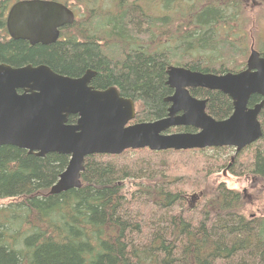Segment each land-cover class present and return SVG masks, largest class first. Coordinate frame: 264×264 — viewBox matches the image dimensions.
Instances as JSON below:
<instances>
[{
    "label": "trees",
    "instance_id": "obj_1",
    "mask_svg": "<svg viewBox=\"0 0 264 264\" xmlns=\"http://www.w3.org/2000/svg\"><path fill=\"white\" fill-rule=\"evenodd\" d=\"M15 1L0 0V63L46 64L71 77L94 70L96 89L115 86L134 100L132 123L167 115L171 64L217 74L245 69L250 9L264 4L118 0L115 9L112 0L114 8L103 10L104 0H60L87 15L62 27L55 43L31 45L8 34L6 15ZM190 91L208 99L207 111L216 119L234 110L220 90ZM262 99L253 95L249 105ZM77 119L72 115L69 122ZM259 120L263 136L233 155L231 147L89 155L82 186L58 194L49 191L69 155L41 157L0 145V264H264V211L247 214L253 201L242 191L225 182L208 184L227 168L250 176V188L264 194V108ZM128 179L141 181L130 196Z\"/></svg>",
    "mask_w": 264,
    "mask_h": 264
},
{
    "label": "water",
    "instance_id": "obj_2",
    "mask_svg": "<svg viewBox=\"0 0 264 264\" xmlns=\"http://www.w3.org/2000/svg\"><path fill=\"white\" fill-rule=\"evenodd\" d=\"M75 21L74 11L59 0H17L6 16L8 34L31 45L53 44L60 28ZM94 70L71 77L46 64L12 66L0 63V145H13L45 157L69 155L67 167L49 193L82 186L85 159L92 154H121L148 148L190 150L233 147L236 152L263 136L259 115L264 108V51L250 47L246 68L217 74L169 65L166 84L174 91L165 117L135 122L136 104L115 86L96 89ZM220 90L234 106L232 114L216 119L207 111V98L192 88ZM263 99L250 106L253 95ZM77 115L76 123L69 117ZM193 127L196 131H174ZM227 172V170H225ZM196 194H193L194 198Z\"/></svg>",
    "mask_w": 264,
    "mask_h": 264
},
{
    "label": "rangeland",
    "instance_id": "obj_3",
    "mask_svg": "<svg viewBox=\"0 0 264 264\" xmlns=\"http://www.w3.org/2000/svg\"><path fill=\"white\" fill-rule=\"evenodd\" d=\"M113 1L112 0H104L102 1L101 5L104 6L107 10L113 9ZM117 3L118 0L115 1V9H117ZM253 4V2H251ZM79 12L78 14L82 15V11L79 10L78 6L76 8ZM154 9L159 11L162 9L159 5V3H156V7ZM251 15L254 18L253 22L246 25V29L249 34V40H250V47L251 44L254 42L255 48L260 50L264 46V4L259 5L255 8H251ZM84 16H86V12L83 13ZM232 149L229 150V154L233 155L235 153V148L231 147ZM210 153H213V150H209ZM224 170L215 173L212 175L209 179V185H217L220 182H225L227 186L235 189H239L244 193V195L248 196L252 201L253 204L247 205L245 207V212L247 214H257L262 213L264 211V194L262 192H259L256 190H253L250 188L251 182H254V180L248 176V177H238L230 174L228 171L226 172ZM141 181L135 180V179H128L124 183L125 193L127 196H130L133 191L137 189V183H140ZM264 188V187H263ZM248 189V192H245ZM262 195H261V194ZM193 193L189 195L191 197Z\"/></svg>",
    "mask_w": 264,
    "mask_h": 264
},
{
    "label": "flooded vegetation",
    "instance_id": "obj_4",
    "mask_svg": "<svg viewBox=\"0 0 264 264\" xmlns=\"http://www.w3.org/2000/svg\"><path fill=\"white\" fill-rule=\"evenodd\" d=\"M101 8V7H100ZM73 9V11H74V13H75V16H76V19H80L81 17H83L84 15H83V13H84V11H82V15L80 14H78V10L76 9V7H73L72 8ZM95 10V9H94ZM101 12V11H100Z\"/></svg>",
    "mask_w": 264,
    "mask_h": 264
}]
</instances>
